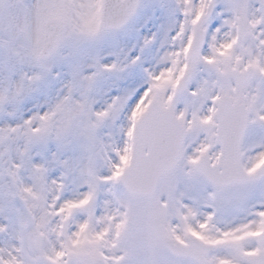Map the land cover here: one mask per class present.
Wrapping results in <instances>:
<instances>
[{"label":"snow or ice","instance_id":"obj_1","mask_svg":"<svg viewBox=\"0 0 264 264\" xmlns=\"http://www.w3.org/2000/svg\"><path fill=\"white\" fill-rule=\"evenodd\" d=\"M0 264H264V0H0Z\"/></svg>","mask_w":264,"mask_h":264}]
</instances>
